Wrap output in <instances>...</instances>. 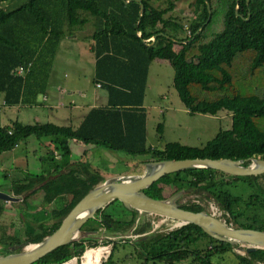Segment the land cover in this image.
<instances>
[{
	"label": "trees",
	"instance_id": "1",
	"mask_svg": "<svg viewBox=\"0 0 264 264\" xmlns=\"http://www.w3.org/2000/svg\"><path fill=\"white\" fill-rule=\"evenodd\" d=\"M207 1L209 18L206 0H192L188 18L167 13L175 0H167L162 7L151 0H24L12 7L0 6V92L7 104L27 101L24 96L28 93L33 98L42 93L60 40L86 26L91 27L94 81L107 90V102L92 107L76 128L17 119L1 125L0 152L30 135H50L54 149L64 155L69 152L68 141L76 139L147 156L141 165L152 159L195 156L243 158L244 164H249L251 157L264 158V0ZM141 2L144 7L139 14ZM218 8L222 22L214 29L210 24ZM156 57L171 64L172 84L190 113L227 110L230 127L219 129L203 146L179 141L165 142L162 147L148 145L143 98L148 66ZM162 128L159 122V136ZM31 176L34 179L30 177L27 184H18L16 193L39 182L37 188L45 190L43 202L57 198L60 203L49 212L41 211L45 212L43 218L24 217L22 230L7 235L5 230L0 232V241L9 238L0 254L21 250L23 244L52 232L69 209L104 177L86 161L67 165V170L50 181L42 182L43 175ZM179 189L207 192L204 195L222 208L227 223L264 230V172L237 175L211 167H189L162 175L144 190L164 198ZM35 191L26 193L25 198ZM115 201L127 209V216L115 217L106 211ZM180 205L206 210L195 201ZM2 210L0 202V213ZM156 216L128 209L118 199L98 210L84 228L99 230V225H104L116 234H136L114 238L101 264H112L117 241L132 246L123 258L140 257V264L156 260L165 264H229V256H233V264H264V248L261 257L246 247L242 254L235 250L238 242L217 239L192 222L161 230L155 226ZM44 218L53 221L46 223ZM84 247L82 240L62 244L31 264L60 263L81 254Z\"/></svg>",
	"mask_w": 264,
	"mask_h": 264
},
{
	"label": "rangeland",
	"instance_id": "2",
	"mask_svg": "<svg viewBox=\"0 0 264 264\" xmlns=\"http://www.w3.org/2000/svg\"><path fill=\"white\" fill-rule=\"evenodd\" d=\"M24 0H0L1 7H12L13 5L20 3ZM152 4L155 6H166L167 0H151ZM192 0H175V6L172 10L167 13H171L175 16L188 18L192 15ZM242 10H244L242 8ZM221 8H218V11L214 12L213 19L210 24L211 28L218 29L221 26L222 17H221ZM74 34L76 36L75 39H71L67 36L63 37V41L59 44L57 48V53H59L54 59V69L55 70H63L66 71L72 81L76 79H85L87 84V80L89 87L92 88L93 81L91 73L93 71V61L92 54L88 50L89 42L91 40L90 36L87 33H90L91 27L86 26L82 29H76ZM68 39V40H66ZM65 56V57H64ZM162 62L163 64H159ZM79 77V78H78ZM173 78V68L171 64H169L164 59H153L149 65L147 84L145 89V97H144V105L147 109V144L162 147L165 142L168 141H179L184 144L194 145V146H203L205 142L211 139L219 129L228 128L231 124V114L227 110H219L215 114L210 113H190L182 101L180 100L176 89L172 84ZM77 82V81H76ZM42 94H38V99L41 100ZM38 109V115L40 116L39 110L44 109L47 116L51 115L48 110V107H35ZM8 114L11 116V110H9ZM12 117V116H11ZM9 117H6L5 121L8 120ZM50 118V117H49ZM40 120H46L45 117H40ZM53 120V119H51ZM162 122V132L161 136H159L157 132V124ZM110 151V150H108ZM117 155L119 159L115 161L112 160V163L109 161L107 164L110 168L106 166L103 167L105 171L112 169V173L107 172L106 175L108 177L117 175L122 176L125 174L132 173H141L144 170V164L141 165L140 162L147 158V156H126L125 153L121 151H110ZM106 162L103 160V163ZM117 162V163H116ZM102 164V163H101ZM103 166V164H102ZM36 172V170H35ZM20 173V172H16ZM35 174V173H34ZM21 175V173H20ZM105 175L102 181L105 178H108ZM31 176V175H30ZM28 177V176H27ZM29 178V177H28ZM32 178V176H31ZM29 179H25L26 182ZM100 181V182H102ZM11 182L10 175L6 174V171L3 167L0 168V190H10L9 184ZM153 192H157L152 190ZM207 192H204L206 194ZM203 193L201 194L198 191L187 189L185 192L177 199L178 203L183 202H192L195 201L197 203L202 204L205 207V211H212L215 215L219 216L222 219L224 218L223 210L212 200L207 198ZM1 204H3V210L0 213V232L5 230V234H10L11 232L18 230H22L23 221L27 216L35 215L38 218H43L45 212L32 211L30 209H26L23 201L10 202L5 201L3 198H0ZM43 202L42 199H39ZM38 203L37 209H45L49 206H54L53 203L51 205L42 206ZM12 204V206H10ZM14 204V205H13ZM42 206V207H41ZM33 210V209H32ZM110 211L114 214L115 217H123L127 216V209L123 208L122 205L118 202H113L108 205L106 211ZM29 211V212H28ZM42 213V214H41ZM25 217V218H24ZM45 217V216H44ZM46 223H51V219L44 218ZM155 226H160L161 230L171 229L176 226V221L171 218H163L160 215H157L154 218ZM85 223H88L87 221ZM84 223V224H85ZM162 224L167 225L163 226ZM163 226V227H161ZM5 228V229H4ZM37 232L40 231V228L35 227ZM99 232L91 237V239L96 240L95 243L91 242L85 238L84 244L85 246H96L98 244L105 243L108 245L106 248V257L112 248V240L118 238L117 236L122 235L135 237L136 234H116L112 231H107L104 225H99ZM24 235L21 234L20 238H23ZM110 237V238H109ZM90 238V237H89ZM9 238H4L0 241V249L4 246V242H9ZM24 245V244H23ZM245 243H239L235 246V250L244 253ZM15 246V245H14ZM132 246L127 242H116L113 253H112V264H140V257H132V258H123L125 252L129 251ZM15 248V247H14ZM85 249V247H84ZM83 249V251H84ZM94 250V249H93ZM91 250V251H93ZM255 253L261 257L263 255L261 247L254 249ZM1 252V251H0ZM108 252V253H107ZM82 254V253H81ZM104 257L101 263L106 259ZM233 256H229L226 261L229 264H233L235 260L232 258ZM186 262V261H183ZM100 263V264H101ZM74 264H80L79 260ZM148 264H152V262H148ZM154 264H165L163 260H156Z\"/></svg>",
	"mask_w": 264,
	"mask_h": 264
},
{
	"label": "water",
	"instance_id": "3",
	"mask_svg": "<svg viewBox=\"0 0 264 264\" xmlns=\"http://www.w3.org/2000/svg\"><path fill=\"white\" fill-rule=\"evenodd\" d=\"M246 2L248 3V0ZM206 5L209 18L211 8L207 0ZM143 7L141 2L139 14L142 13ZM155 36L156 34L151 38L154 39ZM243 162V158L200 156L147 160L144 162V170L141 173L113 175L97 183L69 209L52 232L36 242L25 243L21 250L0 254V264H31L59 245L95 235L98 232L97 229L84 228L83 224L89 218L95 217L98 210L114 199L120 200L128 209L134 208L142 213L174 219L176 225L187 222L195 223L217 239L231 243H245L247 250L264 248V230L234 226L212 211L182 207L177 199L185 192L184 189H179L164 198L151 196L144 190L162 175L189 167H211L237 175L264 172V158L262 157H251L249 164ZM0 198L19 200L21 196L0 191Z\"/></svg>",
	"mask_w": 264,
	"mask_h": 264
},
{
	"label": "crops",
	"instance_id": "4",
	"mask_svg": "<svg viewBox=\"0 0 264 264\" xmlns=\"http://www.w3.org/2000/svg\"><path fill=\"white\" fill-rule=\"evenodd\" d=\"M89 32L91 33V31ZM90 33L87 34L90 36ZM75 36L76 34L67 35V37L70 39L69 40L66 39V40L70 41L71 39H75L74 38ZM63 39L64 38L60 40L59 44L63 41ZM88 50L92 54V61H93V71L91 73L92 81H93L92 88L89 87V85H87L89 80H87V84H86L85 82L86 78L76 79L72 81L70 75L66 71L55 70L53 63L52 69L49 73V77L47 78L46 81L47 86L41 93L42 94L41 100L38 99V95H36L35 98H33L31 93H28L27 96H24L25 97L24 100L27 101L19 100L17 103L7 104L5 102L3 92H0V126L10 122L11 120L17 119L22 123L31 124L36 122L38 123L52 122L56 125L70 126L72 128H76L81 124L85 115L92 107L104 105L107 102V90L104 89L99 82L94 81L95 56L94 53L89 48ZM58 54L59 53L55 54V57ZM154 59H163V58L156 57ZM166 61L168 62V60ZM159 64H163V63L160 62ZM148 70H149V66H148ZM147 77H148V72H147ZM97 83H99V85H97ZM146 84H147V80H146ZM145 89H146V85H145ZM144 97H145V90H144ZM38 106L50 108L48 110V112L51 113V115L49 116L50 118L47 116L46 112H44V109L39 110L40 113L39 116L38 109L35 108V107L38 108ZM143 106L146 112L145 127H146V139H147L148 115H147L146 106L144 105V98H143ZM9 110H11L12 117L9 116L10 114H8ZM6 117H9L7 121H5ZM40 117H45L46 120H40ZM51 138L52 137L50 135L42 136V137L30 135L26 139H23L20 142L16 143L12 148L0 152V168L3 167L6 171V174L10 175L11 177V182L9 184L10 190H5V191L3 190V191L7 193H11L16 196H21V199L19 200L3 199L4 202L23 201V203L26 206V209L27 208L30 209V212L32 211L41 212L43 210L49 212L50 209L57 206L56 204H53L54 206H49L52 204V202L57 203L58 200L57 198L48 203L40 201L39 199L40 198L42 199V195L44 194L45 190L40 187L37 188L39 185L38 181H37L38 183H36L33 187L24 189L21 192L16 193V188L18 184L20 185L27 184V180L26 182L24 180L29 179L31 177L30 175H34V173L37 175L45 176V179H43L42 182L53 180L60 173L67 170V165L75 164L78 161H86L90 163L92 168L98 169L99 173L104 177L107 172L112 173V170H115L111 168L110 170L105 171L103 167L106 166L107 168H110L107 163L109 161L112 163V160L115 161L116 159H119L116 154L110 152V151L117 152V150L96 145L93 143H85L76 139H70L68 141L69 152L64 155L61 152H59V150L54 149V144L52 143ZM126 156L133 157L139 155L126 154ZM103 160H105L106 162L103 163ZM61 163L62 165L59 166ZM101 163L103 164V166ZM16 172H20L21 175L20 173H16ZM34 188H36V191L27 194L28 197L26 199L25 194L32 191ZM37 202H40L39 204L42 206L48 205L49 207L45 209H37V207L39 206ZM10 206H12V204H10ZM50 219L53 221V218Z\"/></svg>",
	"mask_w": 264,
	"mask_h": 264
},
{
	"label": "bare ground",
	"instance_id": "5",
	"mask_svg": "<svg viewBox=\"0 0 264 264\" xmlns=\"http://www.w3.org/2000/svg\"><path fill=\"white\" fill-rule=\"evenodd\" d=\"M104 249H105L104 246H97V247L88 248L87 251L85 252L86 258L83 260V263L84 264H100L101 263L100 261H101L102 252H103ZM91 250H93V251H91ZM72 262H75V259L70 260L66 264H69V263H72Z\"/></svg>",
	"mask_w": 264,
	"mask_h": 264
},
{
	"label": "built area",
	"instance_id": "6",
	"mask_svg": "<svg viewBox=\"0 0 264 264\" xmlns=\"http://www.w3.org/2000/svg\"><path fill=\"white\" fill-rule=\"evenodd\" d=\"M21 70H22V67L20 66V67L18 68V71H21ZM97 85H99V83H97ZM109 238H110V237H109ZM97 246H104V247H105V249H104L103 252H102V256H101V261H102V259H103L104 257H106L105 252H106V248L108 247V245L102 242V244H98V245H96L95 247H97ZM90 247H94V246H88V245H86L84 251H82V254H79V255H73V256L70 257L69 259H67V260H65V261H63V262H60V263H56V264H66V263H68V262H69L70 260H72V259H75V262H72V263H69V264H74V263H76L78 260H79L80 264H84V263H83V260L86 258V256H85V252H86L87 249L90 248ZM107 253H108V252H107ZM108 254H109V253H108ZM108 254H107V256H108ZM106 258H107V257H106ZM101 261H100V262H101Z\"/></svg>",
	"mask_w": 264,
	"mask_h": 264
},
{
	"label": "flooded vegetation",
	"instance_id": "7",
	"mask_svg": "<svg viewBox=\"0 0 264 264\" xmlns=\"http://www.w3.org/2000/svg\"><path fill=\"white\" fill-rule=\"evenodd\" d=\"M184 190H185V189H184ZM224 220H225V219H224ZM230 224H231V223H230ZM82 227H84V224H83ZM92 236H93V235H91V237H92ZM91 237H90V238H91ZM88 238H89V237H88ZM81 240L84 242V241H85V238H84V240H83V239H81ZM81 240H80V241H81ZM17 244H18V243H17ZM17 244H16V245H17ZM12 246H14V245H11L10 247L12 248ZM14 247H15V246H14Z\"/></svg>",
	"mask_w": 264,
	"mask_h": 264
}]
</instances>
